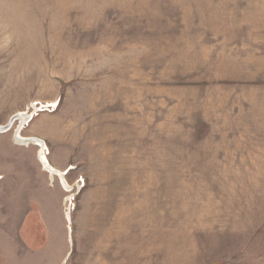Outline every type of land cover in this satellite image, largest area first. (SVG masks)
I'll use <instances>...</instances> for the list:
<instances>
[{
	"label": "rangeland",
	"instance_id": "374dc122",
	"mask_svg": "<svg viewBox=\"0 0 264 264\" xmlns=\"http://www.w3.org/2000/svg\"><path fill=\"white\" fill-rule=\"evenodd\" d=\"M27 111L65 184L0 133V264H264V0H0Z\"/></svg>",
	"mask_w": 264,
	"mask_h": 264
},
{
	"label": "bare ground",
	"instance_id": "6f19581e",
	"mask_svg": "<svg viewBox=\"0 0 264 264\" xmlns=\"http://www.w3.org/2000/svg\"><path fill=\"white\" fill-rule=\"evenodd\" d=\"M31 115L29 111L27 112H20V113H15L14 114V120H13V123L15 121H18L19 122V126L17 124V127L14 131V137H15V141L16 142H19L21 144H29V143H32V144H38L39 147H41L42 150H40L39 152V160L41 161V163L43 164V166L45 167L46 170H48L51 174H56L57 176H59L60 180L62 181V184H65L64 180H63V173L59 172L58 170H56L55 168L51 167L47 161V159L45 158V155H44V151H43V148H44V142L43 140L41 139H34V138H31V137H23L20 135V127H22L30 118H31ZM13 123L10 125V127L8 128V130L11 128V126L13 125ZM4 126L0 125V133H3V132H6L8 130H4Z\"/></svg>",
	"mask_w": 264,
	"mask_h": 264
},
{
	"label": "crops",
	"instance_id": "0c3cea01",
	"mask_svg": "<svg viewBox=\"0 0 264 264\" xmlns=\"http://www.w3.org/2000/svg\"><path fill=\"white\" fill-rule=\"evenodd\" d=\"M143 219V214L140 215ZM93 242V241H92ZM94 247V246H93ZM108 246L106 245H103L102 246V249H107ZM142 247V246H141ZM129 252H127V257L128 258H131V251L136 255V257H142V253H140L141 251L139 250V248H133L132 250H128ZM112 261V260H111ZM129 261V260H128ZM113 264H118L117 262L114 263V261L112 262ZM130 264V262H128ZM91 264H110L109 260H105V258H102V257H99V256H95L92 258V263ZM121 264V263H120Z\"/></svg>",
	"mask_w": 264,
	"mask_h": 264
},
{
	"label": "water",
	"instance_id": "95a60500",
	"mask_svg": "<svg viewBox=\"0 0 264 264\" xmlns=\"http://www.w3.org/2000/svg\"><path fill=\"white\" fill-rule=\"evenodd\" d=\"M13 117H14V115H12V116L9 118L8 122H7L5 125H2V126L5 127L4 130H8V128L10 127V125L13 123V120H14ZM31 138L39 139V138H37V137H31Z\"/></svg>",
	"mask_w": 264,
	"mask_h": 264
},
{
	"label": "built area",
	"instance_id": "2783aa9c",
	"mask_svg": "<svg viewBox=\"0 0 264 264\" xmlns=\"http://www.w3.org/2000/svg\"><path fill=\"white\" fill-rule=\"evenodd\" d=\"M43 108H46V109H48L49 107H47V106H44Z\"/></svg>",
	"mask_w": 264,
	"mask_h": 264
}]
</instances>
